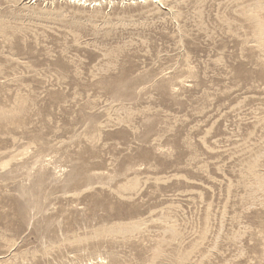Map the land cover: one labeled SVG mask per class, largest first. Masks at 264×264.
<instances>
[{
    "label": "rangeland",
    "instance_id": "1",
    "mask_svg": "<svg viewBox=\"0 0 264 264\" xmlns=\"http://www.w3.org/2000/svg\"><path fill=\"white\" fill-rule=\"evenodd\" d=\"M0 264H264V0H0Z\"/></svg>",
    "mask_w": 264,
    "mask_h": 264
},
{
    "label": "bare ground",
    "instance_id": "2",
    "mask_svg": "<svg viewBox=\"0 0 264 264\" xmlns=\"http://www.w3.org/2000/svg\"><path fill=\"white\" fill-rule=\"evenodd\" d=\"M169 251V250H168Z\"/></svg>",
    "mask_w": 264,
    "mask_h": 264
}]
</instances>
